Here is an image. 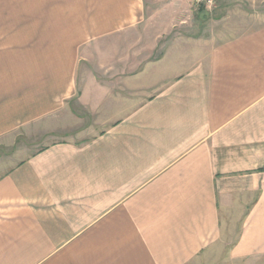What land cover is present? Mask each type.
Segmentation results:
<instances>
[{
    "label": "crops",
    "instance_id": "0c3cea01",
    "mask_svg": "<svg viewBox=\"0 0 264 264\" xmlns=\"http://www.w3.org/2000/svg\"><path fill=\"white\" fill-rule=\"evenodd\" d=\"M204 7L0 0V264L264 256V22Z\"/></svg>",
    "mask_w": 264,
    "mask_h": 264
},
{
    "label": "rangeland",
    "instance_id": "374dc122",
    "mask_svg": "<svg viewBox=\"0 0 264 264\" xmlns=\"http://www.w3.org/2000/svg\"><path fill=\"white\" fill-rule=\"evenodd\" d=\"M168 1L178 2L183 0ZM186 1L187 3L195 2L194 0ZM154 9L156 10L157 14L159 8L154 7ZM167 9L171 10L173 14L178 12V8L172 7ZM167 9H164L162 12H168ZM1 10L2 9L0 8V11ZM151 10L152 9H150V7L148 6V2L145 1L143 14H148V12H150ZM203 10L206 12V16H208L207 18H205L207 19L205 20V30L209 33V35L214 34L215 36H219L223 32L230 30L234 31V33L244 30H250L256 28L264 22V0H214V4L210 8L204 7ZM198 11V8L194 9L190 14L194 16L198 15ZM212 38L215 37L211 35L210 39ZM110 42H112V40L106 41L105 43L108 45ZM16 43L17 41L0 39V57L2 55H6L9 46L14 47V44ZM5 153L7 152H0L1 159L7 158V155ZM10 155V158H13L12 152ZM230 236H232L233 238L234 235L231 233ZM235 264L241 263L236 261ZM251 264H264V256L258 258L255 263L253 262Z\"/></svg>",
    "mask_w": 264,
    "mask_h": 264
},
{
    "label": "built area",
    "instance_id": "2783aa9c",
    "mask_svg": "<svg viewBox=\"0 0 264 264\" xmlns=\"http://www.w3.org/2000/svg\"><path fill=\"white\" fill-rule=\"evenodd\" d=\"M196 4H204L206 7L210 8L214 4V0H194Z\"/></svg>",
    "mask_w": 264,
    "mask_h": 264
},
{
    "label": "trees",
    "instance_id": "16d2710c",
    "mask_svg": "<svg viewBox=\"0 0 264 264\" xmlns=\"http://www.w3.org/2000/svg\"><path fill=\"white\" fill-rule=\"evenodd\" d=\"M204 12V11H203ZM204 16H206V14L204 13Z\"/></svg>",
    "mask_w": 264,
    "mask_h": 264
}]
</instances>
